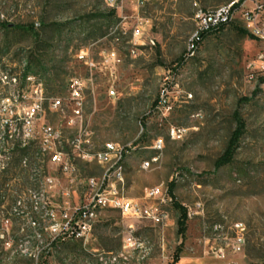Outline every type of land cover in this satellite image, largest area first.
Listing matches in <instances>:
<instances>
[{
  "label": "rangeland",
  "instance_id": "1",
  "mask_svg": "<svg viewBox=\"0 0 264 264\" xmlns=\"http://www.w3.org/2000/svg\"><path fill=\"white\" fill-rule=\"evenodd\" d=\"M227 1L0 0V23L33 24L39 33L36 41L26 32L0 29V47L10 45L8 51L0 50V172L8 164L14 174L0 191V264H93L92 250L120 246L127 220L115 210L99 215L86 243L63 240L56 245H50L45 219L33 217L39 222L33 228L30 217L20 213L30 210L29 191L46 195L54 207L64 191L80 196L83 182L102 173L94 163L73 160L76 172L64 175L42 150L43 125L50 124L63 137L73 134L66 126L68 113L48 106L51 97H65L69 79L79 76L87 79L81 121L91 133L86 142L93 147L128 146L121 158L124 195L143 202L147 190L167 194L173 181L176 203L193 213L187 215L183 238L177 233L179 211L172 202L164 207L168 226L134 221L137 234L152 246L149 264H170L180 242L176 264H264V93L245 79L256 44L237 24H230L204 35L194 54H188L195 11ZM139 24L142 35L134 40ZM81 49L99 65L114 51L119 61L113 73L90 71L77 58ZM31 52L33 59L42 55V64H33L24 78ZM38 84L42 111L27 126L26 112L39 96L34 92ZM235 116L244 122V133L232 162L215 170L214 162L236 128ZM9 122L21 127L26 147L24 155L16 152L10 160L2 155V130ZM171 127L185 132L174 139ZM157 138L164 142L160 153L152 147ZM153 157L142 169L141 163ZM44 176L54 179L46 193ZM237 224L244 229V244L233 252ZM218 248H223V258L215 256Z\"/></svg>",
  "mask_w": 264,
  "mask_h": 264
},
{
  "label": "built area",
  "instance_id": "2",
  "mask_svg": "<svg viewBox=\"0 0 264 264\" xmlns=\"http://www.w3.org/2000/svg\"><path fill=\"white\" fill-rule=\"evenodd\" d=\"M107 1L112 3L113 0ZM194 21L196 29L189 39V55L194 54L196 41L208 30L230 24H237L246 30L256 44V52L245 65V79L253 89L264 93V0H228L214 8H198L194 13ZM140 25L133 31L134 40H138L142 35ZM130 52L135 53L134 49ZM77 58L82 60L90 71L108 70L110 74L113 73L119 61L114 51L107 53L100 65L89 59L84 49L78 51ZM86 88L87 79L80 76L72 77L68 81L65 97L49 99L50 111L68 113L66 126L74 132L70 137H63L61 131L55 130L50 124L43 125L40 129L42 150L50 154L49 161L57 165L64 175L76 172L73 160L98 165L102 170L101 175L88 177L83 182L84 192L80 196L77 194L74 196L68 190L64 191L61 194L60 203L54 207L50 205L51 202L46 195L43 202H36L32 197V191H29L30 210L20 213L27 218L30 217L33 228L39 223L33 217L41 216L43 220L45 219L46 224L43 228L50 234L52 241L55 239L80 240L86 243L93 236V229L99 215L107 210H115L123 220H127L120 246L116 250H92L89 259L93 264H98L96 255H114V252H122L119 264H134L136 252L139 251L141 243V236L137 234L138 227L135 226L134 221H146L153 226L165 225L169 220V214L164 207L172 201L168 193L166 194V190L149 189L142 198L143 202H137L124 195L122 177H118L116 181L108 180L109 169L118 167L128 146L115 143L112 147H93V142H86V135L91 134L81 126ZM34 92L39 96L26 112L27 126L42 111V89H35ZM164 103L165 100L162 101V104ZM184 132L183 128L171 127L169 135L175 139L182 136ZM64 147L68 148V151H65ZM152 147H158V153H160L164 147L162 138H157L156 144H152ZM149 162L151 161L141 163V168L146 169ZM42 182L45 184V193L46 189L54 186L52 177L44 176ZM13 210L16 212L18 209L15 207ZM191 214H193L191 209H188L187 215L190 217ZM5 221L8 222V220ZM235 228L236 235L231 249L233 252H240L244 244V229L239 224L235 225ZM214 253L217 258L224 257L223 248L214 249ZM150 257L144 260V264H149ZM41 264H53V262L46 261Z\"/></svg>",
  "mask_w": 264,
  "mask_h": 264
},
{
  "label": "trees",
  "instance_id": "3",
  "mask_svg": "<svg viewBox=\"0 0 264 264\" xmlns=\"http://www.w3.org/2000/svg\"><path fill=\"white\" fill-rule=\"evenodd\" d=\"M223 28H224V26L219 27L217 29H211V30H208V31L202 33L200 38L196 41V47L198 45V41L204 35L209 34V33L218 32V31L222 30ZM0 29L18 30V31L26 32V33L31 34L36 41L39 40V33L35 30L33 24H26V25L13 24V25H11V24L1 22L0 23ZM236 29L241 34L248 35L246 30L243 29L241 26H239V25L236 26ZM9 49H10V45H8V44H3L0 47L1 51H4V50L8 51ZM29 54L30 55H28L26 58L25 67L23 68L22 74H23L24 78L27 77L28 73L32 70L33 64H37L40 66L42 64V55L40 53L35 55L36 56L35 59H33L32 52ZM9 74L12 75L13 73L10 72ZM235 122H236V128L232 131L231 136L227 142L225 150L214 162L215 170H218V169L230 164L233 160V157L235 155V151L238 147L239 140L241 139V137L244 133V122L240 118H238L237 116H235ZM10 123H12V122L7 123L2 130V142L4 144V146L2 147V149H3L2 155L5 158H8V160H10L11 154L19 152V153H22V155H24V152L26 151L25 143L22 142V140L20 138L21 127L19 126L18 128H16V127L12 126V124H10ZM23 161H25V164H26V160H24L22 158L21 162L23 163ZM13 175L14 174H10V169H8V164H7V166L2 165V169L0 172V191L2 188L4 189L5 186H8V182L13 178ZM173 184H174L173 181L169 183L167 192L171 198L173 205L179 211V217L176 221L177 233H178V235H180L183 238L185 231H186L187 211H186L185 207L176 203L175 196L173 195V186H174ZM8 219H9V216L7 218H5V220H8ZM60 242H63V241L59 240V239H55L50 243V245H56V243H60ZM182 244H183V242H180L179 245L175 248L170 264H176L178 262L179 254H180L181 248H182Z\"/></svg>",
  "mask_w": 264,
  "mask_h": 264
},
{
  "label": "bare ground",
  "instance_id": "4",
  "mask_svg": "<svg viewBox=\"0 0 264 264\" xmlns=\"http://www.w3.org/2000/svg\"><path fill=\"white\" fill-rule=\"evenodd\" d=\"M36 89H42L41 85L38 84ZM154 144H156V141ZM112 145H114V144L108 143V144H105L104 147H112ZM154 148L158 151V147H154ZM155 160H152L151 162H149L147 168ZM143 163H146V161H144ZM123 176L124 175H123L122 161L119 163V165H118V167H116V169H109V171H108V180L109 181H116L118 179V177H122V180H123ZM32 197H33V199H35L36 202H43V200H44L43 195L39 192H32ZM151 251H152V246L150 245V243L146 240L141 239V243L139 245V251L136 252L135 261L138 264H144V260H147ZM121 259H122V252H114V255H96V262L98 264H119V263H121Z\"/></svg>",
  "mask_w": 264,
  "mask_h": 264
},
{
  "label": "crops",
  "instance_id": "5",
  "mask_svg": "<svg viewBox=\"0 0 264 264\" xmlns=\"http://www.w3.org/2000/svg\"><path fill=\"white\" fill-rule=\"evenodd\" d=\"M170 218H169V220L166 222V224L165 225H163L162 227H166V226H168V224H170Z\"/></svg>",
  "mask_w": 264,
  "mask_h": 264
}]
</instances>
